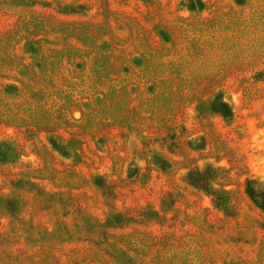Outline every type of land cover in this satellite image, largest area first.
I'll use <instances>...</instances> for the list:
<instances>
[{
	"label": "rangeland",
	"instance_id": "374dc122",
	"mask_svg": "<svg viewBox=\"0 0 264 264\" xmlns=\"http://www.w3.org/2000/svg\"><path fill=\"white\" fill-rule=\"evenodd\" d=\"M37 72L0 109V264H264V0H0V83Z\"/></svg>",
	"mask_w": 264,
	"mask_h": 264
},
{
	"label": "trees",
	"instance_id": "16d2710c",
	"mask_svg": "<svg viewBox=\"0 0 264 264\" xmlns=\"http://www.w3.org/2000/svg\"><path fill=\"white\" fill-rule=\"evenodd\" d=\"M192 10H203L204 3L202 1H192L191 5ZM38 41L34 43L37 45ZM44 47H42V50ZM45 51V50H44ZM19 77H14L12 83H0V109H8L7 116H14L15 120L24 116V113L33 109L36 100L35 97L37 93H41V89L43 85L41 83V73L37 72V74L33 75V78L28 81L27 75ZM10 81V80H9ZM123 83L124 80H123ZM149 85L154 87V82H148ZM209 110L211 114H220L225 120H231L234 115L229 105L224 102L218 103H210ZM46 140L48 144L52 147V149L65 158H70V149L69 147L63 144L56 133L51 130L45 131ZM10 146L8 143H0V154H10ZM212 168V167H211ZM216 178V173L214 170H210L208 176L202 174L199 169L190 170L187 173V179L189 184L196 189H201L206 192L209 196L213 197V203L217 209H223V211L227 210V207L230 203L229 193L225 190L216 189L212 182ZM33 186V183H31ZM245 192L247 196L252 200V202L264 211V184H258L256 180L247 179L245 183ZM48 198V196H46ZM43 194L40 196L42 199H47ZM18 203L22 202L21 198H16ZM48 201H51L47 199ZM14 212L17 213V209H14ZM21 210H18L20 213ZM120 223L122 221L126 222L129 218H126L123 214H116ZM153 215H157V213H153ZM49 236L52 235L50 232H45Z\"/></svg>",
	"mask_w": 264,
	"mask_h": 264
}]
</instances>
